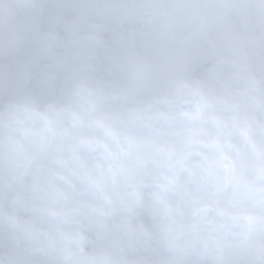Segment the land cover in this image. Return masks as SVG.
Here are the masks:
<instances>
[{
	"label": "clouds",
	"instance_id": "clouds-1",
	"mask_svg": "<svg viewBox=\"0 0 264 264\" xmlns=\"http://www.w3.org/2000/svg\"><path fill=\"white\" fill-rule=\"evenodd\" d=\"M0 264H264V0H0Z\"/></svg>",
	"mask_w": 264,
	"mask_h": 264
}]
</instances>
